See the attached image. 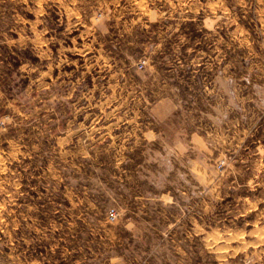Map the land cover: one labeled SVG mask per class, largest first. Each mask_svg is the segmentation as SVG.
I'll use <instances>...</instances> for the list:
<instances>
[{
    "label": "rangeland",
    "instance_id": "1",
    "mask_svg": "<svg viewBox=\"0 0 264 264\" xmlns=\"http://www.w3.org/2000/svg\"><path fill=\"white\" fill-rule=\"evenodd\" d=\"M0 264H264V0H0Z\"/></svg>",
    "mask_w": 264,
    "mask_h": 264
},
{
    "label": "built area",
    "instance_id": "2",
    "mask_svg": "<svg viewBox=\"0 0 264 264\" xmlns=\"http://www.w3.org/2000/svg\"><path fill=\"white\" fill-rule=\"evenodd\" d=\"M144 61H141L140 62V67H143L144 66ZM108 219L110 221H113L114 219H116V213L115 212H111L110 215H108Z\"/></svg>",
    "mask_w": 264,
    "mask_h": 264
}]
</instances>
